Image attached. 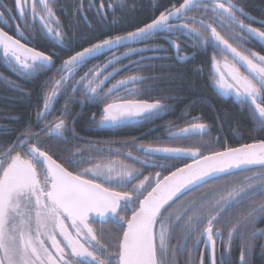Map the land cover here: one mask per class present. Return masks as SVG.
Here are the masks:
<instances>
[{
    "label": "snow or ice",
    "instance_id": "1",
    "mask_svg": "<svg viewBox=\"0 0 264 264\" xmlns=\"http://www.w3.org/2000/svg\"><path fill=\"white\" fill-rule=\"evenodd\" d=\"M141 6L142 0L0 5L5 24L23 22L15 24L18 38L0 27V60L18 80L45 77L36 123L23 129L0 123L7 140L0 144V264H177V254L190 245H203L209 264H233L234 244L238 264H255L257 249L264 259V242L257 243L264 241V227L257 226L264 224V54L248 46L258 43L264 49V8L257 19L243 0H168L154 4L153 14L141 19ZM161 38L168 47L153 43ZM42 41H47L43 47ZM208 49L213 53L209 88H219L222 97L235 96L247 114V123L238 120L234 130L240 133L238 146L220 144L217 150L204 139L189 147L159 146L210 132V125L197 122L202 117L191 115L210 98L198 94L177 67ZM170 50L174 55H167ZM109 54L102 66L87 67ZM123 60L128 63L116 67ZM152 60L170 63H146ZM157 67L167 71L125 76L107 87L122 71ZM0 80L19 92V99L30 95L15 81L2 75ZM148 81H179L177 87L187 88L182 115L191 120L186 127L172 132L170 124L165 139L156 137L157 146L137 143L136 137L124 141L121 147L131 144L139 155L117 151L124 159L107 164L103 153L110 147L91 139L84 141L87 148L74 145L84 140L77 129L88 107L96 109L87 118L90 133L143 127L171 113L176 97L163 93L172 89L140 87ZM153 91L160 95L153 97ZM66 94L60 115L49 120L54 102ZM74 104L79 111H73ZM2 120L19 117L5 114ZM200 189L197 198L182 200ZM178 230L181 237L173 243ZM218 239L224 247L219 256ZM204 251L187 264H205Z\"/></svg>",
    "mask_w": 264,
    "mask_h": 264
},
{
    "label": "flooded vegetation",
    "instance_id": "2",
    "mask_svg": "<svg viewBox=\"0 0 264 264\" xmlns=\"http://www.w3.org/2000/svg\"><path fill=\"white\" fill-rule=\"evenodd\" d=\"M4 4H7L8 7H12V0H0V5H4ZM154 4H160V3H158L157 0H152V2H150V4H149V8L150 7L153 8ZM167 4L168 3L161 4V5H167ZM245 5H246V11H248L251 15L256 16L257 19L260 18V16H261L260 10L262 8H264V4L257 5V6L255 5L254 7H251V5H249V4L248 5L245 4ZM249 8H255L256 11L255 12L249 11L248 10ZM153 10H154V8H153ZM156 14H158V12ZM13 15H18V13L14 12ZM7 18L8 17L5 16L3 19H0V27H3L4 30L8 31L10 35H14V38H18V33L14 34L15 24L16 23H23V22L22 21H12L8 24H5L4 21ZM253 26L259 27V24H254ZM37 27H38V24H37ZM23 42L24 41H22V43ZM46 43H47V41H42L41 46L43 47V45ZM153 43L154 44H164V40H163V38H161L157 41H154ZM166 45L167 44H164L165 47H166ZM248 46L252 47L253 51H261V54H264V49H262L258 43L255 46H253L252 44H249ZM126 50L127 49H121L120 52H124ZM171 51H172L171 54L174 55V50H171ZM117 54L119 55L120 53H117ZM184 54L190 55L191 49L185 48ZM199 54H202V53H198L197 55H199ZM203 54H205V59L203 60V62L205 63V66H204L205 68H202L201 66H199V69H200V73H203V71H204V74L201 75L202 81H200L199 83H195V85L199 84V85L203 86L205 88V90L202 91L203 96L208 97L210 99L208 100L207 103H205L203 105L198 104L196 106L195 110H191V115L202 117V119L197 121V122L210 125L211 130H210V132H208L207 135H203L202 137L201 136H191L185 140L165 142L163 145H159V146L189 147V146H193L194 142L199 140V139H204L205 141L211 143L212 147L217 149V150H219L220 144H226V145H230V146H238L236 143V138L240 135V133L237 131H234L237 127V121L238 120H235L229 126L224 123L228 119V115H227V119H221V117L226 113L225 109L222 108V103H227L228 106L230 107V109L237 112L240 116L239 121L242 123H247V114L245 112V109L239 105L235 96L222 97L220 95L221 90L219 88H217L215 91H213L211 88H209V80L206 77H207V73H208V70L210 67L209 57L213 53H212L211 49H208L207 52H204ZM145 55H164V53H146ZM197 55L195 56L194 59H192L189 62V63H191V65L193 62H196L195 60H196ZM109 58H110V54L97 57L96 59L92 60L87 67H92V65H94V64H98V65L102 66L104 63L107 62V60ZM132 59H138V57H132ZM218 59H220V57H218ZM148 62H153V64H155L158 62V60L146 61V63H148ZM127 63H128V60H123L121 62V64H117L116 67H121L122 64H127ZM182 63H185V62H182ZM221 63L223 64V61H221ZM196 68L197 67H195V69ZM85 70H87V69H85ZM108 71H112V69L109 68ZM241 71H244V69L242 68ZM134 74L135 75H142L141 70L133 71L132 69H128L126 71H122L118 75H116L114 79H112L110 82H108L107 87H110L111 84H114L116 82V80H119L125 76L134 75ZM0 75H2L3 77H6L8 80L15 81L16 83H18L19 85L22 86V88L24 89V91L26 93H30V95L24 96L23 99H19L18 98L20 95L19 92L9 90V87H8L6 81L0 80V117H3L5 114H14V115L19 117L18 121L13 122V121L2 120V121H0V123H3L5 126L16 127L18 129H23V127L26 125L27 122H32L33 124H35L36 121L34 119V111L36 109L33 107L32 111L30 113H24L23 114V113H20L18 109H16L18 107V106H16V104L21 103V105L25 107L24 110L29 108V104H30V100H31V90H32L31 86L37 87L38 95H39L40 87H41V81L44 80L45 77H40L39 79H33L31 82H25L23 79L18 80L17 75L12 73L8 69V67L3 63L2 60H0ZM50 75H54L57 79L59 78V76L54 71L52 73H50ZM105 75H106V73H105ZM101 78H103V77H101ZM140 87H142V85H140ZM153 87H156V86H153ZM206 90H208V92ZM45 91H47V89ZM152 96L156 97L157 91H153ZM185 97L186 96L181 97L179 99L176 98L175 100H173L171 103L174 106V110L171 113L165 115L163 117V119L156 120L154 122V124H149V125H146L143 127H141V126L122 127V128H118V129H111V130H105V131H100V132L92 131L91 133L89 132V129L86 126L87 118H88V115L91 112L96 111V109L92 108V107L85 108L84 109V115L81 118V120L79 122V127L77 129L80 132V136L83 137L84 140L74 141L73 143L77 147L87 148L88 145L85 144L84 141L87 139H91L94 143L99 142L101 145H103L105 147H110L111 152L103 153V155L106 157V159L103 160L102 163H105V164L108 163L109 159L116 160V161H120V160L124 159V157L122 155H115V153L117 151H119L120 153H126L128 151H133V155H139V153H136L133 150V148H134L133 145L128 144L125 147H121V144L124 141H130L133 137H136L137 143H144L145 145L151 144L153 146H157L156 137H161L162 139H165L166 133L168 131V126L170 124L175 125V127L171 128L172 132H176L178 129L186 127L188 125L189 121L191 120V117L190 116L186 117V116L182 115V113H184V111H185V104L187 103V101L185 100ZM67 99H68L67 94L59 96V98L54 102L52 115H50L48 117L49 120H51L55 116L60 115L59 110L64 106L65 101ZM37 102H38V96H37ZM34 104H35V102L32 101V105H34ZM209 105H211V106H209ZM72 108H73L74 112L79 111L80 105L74 104L72 106ZM152 129H155V131H153ZM216 137H220V140L218 143L215 142V140H214V138H216ZM6 142H7V140L3 137V134L0 133V144L6 143ZM240 142H250V141L242 140ZM186 162H190V160L186 161ZM149 171H152V169H149ZM165 174H167V173H165ZM145 175H147V172H145ZM202 191H203V189L201 191H198L197 193H193V192L188 193L186 197H183V200L187 201V200L195 199L201 194ZM178 210H176V211H178ZM257 226L258 227H264V224H258ZM105 228L111 229L112 225H110V224L105 225ZM180 237H181V232L178 230L176 233V237L173 240V243H175L176 240L179 239ZM224 239L225 240L227 239L226 232L224 234ZM260 242H264V241H257V243H260ZM237 243H238V241H237ZM201 251H204L203 245H200L199 249H193V248H191V245H190L189 248L186 249L182 254H177V256H176L177 264H187V261L189 259L198 260L199 259V253ZM223 251H224L223 244L218 239L217 244H216L217 256H219L221 254V252H223ZM231 259L233 261V264H238V262H239V248L236 246V244H234L232 247ZM204 260H205V264H209L210 254L208 251H204ZM254 261H255V264H264V259H262L261 256L259 255V249H257V254L254 257ZM218 264H219V261H218Z\"/></svg>",
    "mask_w": 264,
    "mask_h": 264
},
{
    "label": "trees",
    "instance_id": "3",
    "mask_svg": "<svg viewBox=\"0 0 264 264\" xmlns=\"http://www.w3.org/2000/svg\"><path fill=\"white\" fill-rule=\"evenodd\" d=\"M150 2H152V0H142V6L140 7V10H139V16L141 19H144V18L148 17L149 15H152L153 12L155 11V10H153L152 7L149 8ZM157 2L160 4H166V3H168V0H157ZM243 2H244V4L251 5V7H254L255 5L257 6V5L264 4V0H243ZM248 10L253 11V12L256 11L255 8H249ZM166 47H168V46L166 45ZM171 53H172V51L170 50L169 53H167V55H172ZM204 59H205V54L202 53V54L197 55L196 60H195L196 62H193L192 65L189 62H185V63H181V64L177 65V67L183 68V74L187 77V83H192V82L199 83L200 81H202L201 75L204 74V71H203V73H200V71L197 72L196 69L199 68V66H201L202 68H205L204 67L205 63L203 62ZM148 63L153 64V62H148ZM167 63H170V61L158 60V62L155 64L159 65V64H167ZM195 67H197V68L195 69ZM166 71H167V69L159 68V67L152 68V69L144 68L143 70H141V74H142V76L162 75ZM179 83H180L179 81H171V82L156 81L155 83L152 81H148L147 83L143 84L142 87L146 88V89H151L153 86H156L157 89L171 88L172 89L171 92H165L163 94L164 95H172V96L179 99V98L187 95V88L186 87H177V85ZM195 86H196L197 92L199 94H201L202 91L205 90V88L199 84L195 85ZM31 89L33 91L31 90V100H30L29 108L24 110L25 107L22 106L21 103L16 104V106H18L16 109H18L20 113H23V114L24 113H30L32 111V108L33 107L35 108V106L37 104V96H38L37 87L31 86ZM206 91L208 92V90H206ZM158 95H160V93L157 91V96ZM32 101L35 102L34 105H32ZM222 108L225 109V112L228 115V119L226 120V122H224L226 125L229 126L235 120H239V118H240L239 114L237 112H235L234 110L230 109V107L228 106L227 103H222ZM201 190L202 189L193 190V193H197L198 191H201ZM182 200H183V197H182ZM179 206H180V202L178 201L175 210H178Z\"/></svg>",
    "mask_w": 264,
    "mask_h": 264
},
{
    "label": "water",
    "instance_id": "4",
    "mask_svg": "<svg viewBox=\"0 0 264 264\" xmlns=\"http://www.w3.org/2000/svg\"><path fill=\"white\" fill-rule=\"evenodd\" d=\"M190 162H191V161H190ZM190 162H189V163H190Z\"/></svg>",
    "mask_w": 264,
    "mask_h": 264
}]
</instances>
